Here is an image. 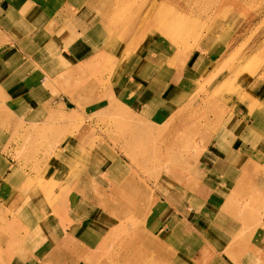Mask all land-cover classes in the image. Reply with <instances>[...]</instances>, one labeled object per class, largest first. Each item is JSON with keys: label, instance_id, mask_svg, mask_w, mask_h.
<instances>
[{"label": "rangeland", "instance_id": "obj_1", "mask_svg": "<svg viewBox=\"0 0 264 264\" xmlns=\"http://www.w3.org/2000/svg\"><path fill=\"white\" fill-rule=\"evenodd\" d=\"M92 1L37 40L0 12V264H264V190L226 193L217 162L264 115V0Z\"/></svg>", "mask_w": 264, "mask_h": 264}, {"label": "crops", "instance_id": "obj_2", "mask_svg": "<svg viewBox=\"0 0 264 264\" xmlns=\"http://www.w3.org/2000/svg\"><path fill=\"white\" fill-rule=\"evenodd\" d=\"M19 0H0V12L2 10H7L8 12H14V10L18 9V17L19 19L16 20V25H18V22L21 23L23 25V27L28 28V29H35V34L32 36L33 39L37 40L39 39V36H42L46 33L42 34V30L41 29V25L45 22H47V20H51L54 15L56 14V11L54 10L55 6L61 7L60 12L62 14H65L67 16H70L72 14H78V9H76V5L77 3H79L81 0H34V1H38L37 3H33V2H27L25 3V1L23 2L22 0L19 2H16ZM46 1V2H44ZM65 1V2H64ZM93 5L96 6V0L92 1ZM16 3V4H15ZM17 8V9H15ZM24 8L28 9V13L26 11V13H22V10ZM75 9V10H73ZM55 11V12H54ZM90 12H87L86 14H88ZM80 14V13H79ZM85 15V11L78 15L81 18V21L83 20L84 22L87 20L88 17L84 16ZM85 20H84V18ZM14 21V20H13ZM13 21H11V25L13 24ZM82 21V22H83ZM7 22V21H6ZM91 24H95L91 23ZM91 26V25H90ZM89 25L87 26L85 24L86 28H90V30H95L94 27H90ZM68 29H70L68 27ZM67 30V28H66ZM76 33L79 34V30L76 29ZM88 30H85V32H87ZM61 34L64 33V31H60ZM77 34V35H78ZM83 35V34H82ZM60 36V35H59ZM75 36L76 35H72ZM72 36H70L67 40L66 47L67 49L69 48L71 50L72 47H74L77 43V41H79V38L73 39ZM26 37H29L26 36ZM72 38V39H71ZM20 42V41H19ZM18 42V44H19ZM17 48L19 49H14L13 46L11 47H6V51L5 54L8 55L6 60H11L13 54L20 55L21 54V48L20 46H18ZM17 50V51H16ZM21 50V51H20ZM62 55H64V52L61 53ZM253 122L250 121V123L254 126H256L255 128H249V134L252 135V138H250L249 143H246V141H243L242 135L247 134L246 132H243L242 130L236 134V136H240V143L238 146H235L233 148V151L231 153V157L229 158H219L218 159V166L220 168H222L223 172H225L226 175H224L223 178V182L220 185V189L222 188L226 193H228L227 190H231V192H233L232 194L234 195V197H237V199H240L241 196L247 197L249 196L252 200H254V198L258 199H263L262 195H261V190H264V173H254L256 174L254 177L250 178L251 175H253V173L251 172L249 175V178H247L246 175V171L249 168L252 167H257V166H264V160H262V158H264V115H257V116H253ZM261 124V127H258L257 125ZM245 127V125H244ZM248 128V127H246ZM255 135V136H254ZM243 141V143L241 142ZM250 171H252L250 169ZM4 172V171H3ZM260 172V171H257ZM10 174V171L9 173ZM247 182H251L253 185L250 186H246L245 184ZM222 197H219L216 195V198L219 199V202L222 203ZM226 199L225 198L223 200V204L226 203ZM212 200V199H211ZM30 205H32L35 209H41L40 206L41 202L36 201V202H31L28 201ZM213 202L216 203V201L213 199ZM206 207H212L214 208L212 205L208 204L205 202ZM217 205V209H215V211H212V214H216L218 212V203H216ZM256 207L255 206V202H251V207ZM192 205L188 206V209L190 211H192L191 213L193 214V209L191 210ZM237 209L242 210L244 208L241 207H237ZM252 209V208H251ZM238 210H234V214L238 215ZM239 210V211H240ZM245 210V209H244ZM222 211V210H221ZM161 212V211H160ZM160 212H157L155 215V223L162 225L163 222L170 223L168 227H164V231L165 232H172L174 229H178L179 231H183L184 230V226L186 225L185 221H184V217L181 218L179 216L178 212H175L174 214H171L168 218H166V216L164 215H158V213L160 214ZM208 212H210V210L208 209ZM220 215L223 213H227V211H223V212H219ZM218 213V214H219ZM186 214H190V212H183V215ZM251 214V218L250 221L251 223H253L255 221L256 218L253 217L252 212L249 213V215ZM263 219V218H262ZM167 220V221H166ZM225 220V219H224ZM243 223L240 224V222L236 219L235 223H234V232H238V230H241L243 228ZM241 225V227H240ZM247 227L243 228L246 229ZM242 229V230H243ZM225 231V229H223ZM249 242L248 245L250 246H258L259 243L257 241V239H255V237L253 236V234H251L249 236Z\"/></svg>", "mask_w": 264, "mask_h": 264}, {"label": "bare ground", "instance_id": "obj_3", "mask_svg": "<svg viewBox=\"0 0 264 264\" xmlns=\"http://www.w3.org/2000/svg\"><path fill=\"white\" fill-rule=\"evenodd\" d=\"M153 3H155L154 1H152ZM84 88H86V87H84ZM145 130V129H144ZM140 133V132H139ZM149 134V133H148ZM51 156V155H50ZM8 163V162H7ZM7 163H4L3 164V166H6L7 167ZM2 166V167H3ZM8 167L9 168H11V172H10V176H11V178L12 177H15V176H19L20 174L19 173H21L20 171L21 170H19V169H15V168H13V167H11V165H8ZM9 168H7V169H9ZM3 173V172H2ZM56 174V173H55ZM39 175V174H38ZM51 176V175H50ZM53 176V175H52ZM55 176V175H54ZM9 178V177H8ZM18 178V177H17ZM4 179V178H3ZM29 179L27 178V180L26 181H28ZM34 180V179H33ZM30 181H32L31 179H30ZM54 182V177H53V180L50 182V184L51 183H53ZM28 183H30L29 181H28ZM46 183V182H45ZM47 185V184H46ZM33 187V186H32ZM47 187V186H46ZM65 187V186H64ZM48 188V187H47ZM42 189H44V186H40V187H37V188H35V189H33V191L27 196V198L31 201V202H36V201H39L40 202V200H41V194H40V190H42ZM29 192V191H28ZM67 193V192H66ZM27 195V194H26ZM67 194H65V196H66ZM43 199V198H42ZM64 199H65V197H64ZM66 200H68V198L66 199ZM66 200H64V201H61V203H63L64 204V206H66L67 204H68V201H66ZM69 205L71 206V203L69 202ZM127 207V206H126ZM71 208V207H70ZM63 209V208H62ZM128 209V208H127ZM55 217V216H54ZM98 231V230H97ZM95 233V232H94ZM107 234V233H106ZM143 236H145L144 234H142ZM17 238V237H16ZM151 238V237H150ZM87 249V248H86ZM100 251V250H99ZM91 253V252H90ZM102 255V254H101ZM83 257V256H82ZM87 257V256H86ZM91 257V256H90ZM81 258V257H80ZM88 259H89V257H87ZM124 259H125V257H124ZM78 260H79V258H78ZM125 261V260H124ZM98 262V261H97Z\"/></svg>", "mask_w": 264, "mask_h": 264}]
</instances>
